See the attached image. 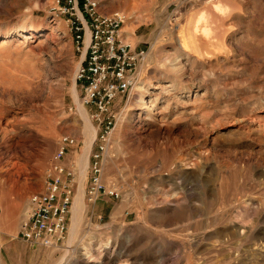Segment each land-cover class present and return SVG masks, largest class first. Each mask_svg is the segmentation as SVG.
<instances>
[{"label":"rangeland","instance_id":"1","mask_svg":"<svg viewBox=\"0 0 264 264\" xmlns=\"http://www.w3.org/2000/svg\"><path fill=\"white\" fill-rule=\"evenodd\" d=\"M100 1L147 53L104 155L120 197L89 202L86 172L76 228L71 211L64 240L30 246L20 226L59 140L78 141L76 195L93 134L55 0H0V264H264V0Z\"/></svg>","mask_w":264,"mask_h":264},{"label":"built area","instance_id":"2","mask_svg":"<svg viewBox=\"0 0 264 264\" xmlns=\"http://www.w3.org/2000/svg\"><path fill=\"white\" fill-rule=\"evenodd\" d=\"M51 11L69 26L79 54L75 78L79 101L98 130V144L91 150L87 167V200L93 203L104 196L119 198L118 189L104 182V155L120 118L121 104L138 84V69L146 50L123 39L128 14L122 10L102 12L100 0H55ZM77 143L70 135L61 137L46 170L43 190L29 197L19 236L30 246L56 245L68 233L78 166L66 160Z\"/></svg>","mask_w":264,"mask_h":264},{"label":"bare ground","instance_id":"3","mask_svg":"<svg viewBox=\"0 0 264 264\" xmlns=\"http://www.w3.org/2000/svg\"><path fill=\"white\" fill-rule=\"evenodd\" d=\"M217 14V13H216ZM39 29V26L37 25H32L31 27H29V30L30 31H36ZM193 35V34H191ZM189 37V36H188ZM198 37L200 38V36L198 35ZM211 37V36H210ZM212 38V37H211ZM204 39V38H203ZM193 40V38H192ZM198 40V39H197ZM207 40V39H206ZM195 41V40H194ZM204 41V40H203ZM202 41V42H203ZM181 42V41H180ZM201 42V41H200ZM208 42L211 44V39L208 38ZM199 43V42H198ZM216 43V42H215ZM186 44V42H185ZM200 44L199 43V47H200ZM209 44V46H210ZM181 45H182V42H181ZM184 45V44H183ZM202 45V44H201ZM205 45V43H204ZM197 46V47H198ZM203 46V45H202ZM208 46V45H207ZM203 47H206L203 46ZM185 48V47H184ZM207 49V48H206ZM205 50V49H204ZM212 50V49H210ZM216 51V50H215ZM202 52V51H201ZM214 52V51H213ZM215 54V52H214ZM198 55H201L203 58H212L213 57V53L210 52V51H204L203 53H200ZM201 57V58H202ZM75 80V79H74ZM73 91H74V94L73 96L75 95V98L77 100V92H76V89L73 88ZM74 98V99H75ZM77 102V105H78V110H79V114H80V117L83 119V121L85 122V129L87 132H91L93 134V137L90 139V141L88 142L87 146L84 148L83 150V153L80 157V165H81V168H82V182L80 183V187H79V191L77 192V194L75 195L74 197V205H73V208H72V213H73V222H72V227L75 229L76 226L78 225V216L79 214H81V210H82V203H83V198H84V190H83V179L85 178V175H86V172H87V167H88V163H89V157H90V153H91V150H92V147H93V143L95 142L96 140V136H97V128L92 124L91 120H90V117L88 115V112L86 110V108L80 103V101H76ZM90 134V133H89ZM93 256L92 255H87V259H89L90 261L92 260Z\"/></svg>","mask_w":264,"mask_h":264},{"label":"crops","instance_id":"4","mask_svg":"<svg viewBox=\"0 0 264 264\" xmlns=\"http://www.w3.org/2000/svg\"><path fill=\"white\" fill-rule=\"evenodd\" d=\"M131 36L126 32L124 31V27H123V39L125 41H127L128 43H130L132 46H136V45H133L132 42H131Z\"/></svg>","mask_w":264,"mask_h":264}]
</instances>
